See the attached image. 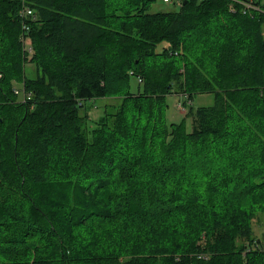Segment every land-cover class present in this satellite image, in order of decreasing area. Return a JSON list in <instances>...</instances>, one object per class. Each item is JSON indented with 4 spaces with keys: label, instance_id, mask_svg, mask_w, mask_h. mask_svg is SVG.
Returning a JSON list of instances; mask_svg holds the SVG:
<instances>
[{
    "label": "trees",
    "instance_id": "1",
    "mask_svg": "<svg viewBox=\"0 0 264 264\" xmlns=\"http://www.w3.org/2000/svg\"><path fill=\"white\" fill-rule=\"evenodd\" d=\"M158 1L0 0V264H264V0Z\"/></svg>",
    "mask_w": 264,
    "mask_h": 264
},
{
    "label": "rangeland",
    "instance_id": "2",
    "mask_svg": "<svg viewBox=\"0 0 264 264\" xmlns=\"http://www.w3.org/2000/svg\"><path fill=\"white\" fill-rule=\"evenodd\" d=\"M176 8L177 5H174L171 2H165V0L164 2L158 1L152 6L153 11L158 9L169 11V10H174ZM161 46H159V49ZM33 66H34L33 64L30 63L27 64L26 71L28 76L34 75ZM134 87L136 89L135 82H134ZM167 101L169 105L167 110L168 121L174 123H180L184 119V117L188 115V109L190 104L188 106L184 104V106L182 107L184 98L175 94L168 96ZM104 102L105 101L103 100L97 101L96 107H93V109L90 110V116L92 119H97L98 116L101 114L102 106ZM213 104H214V94L211 92L197 93L194 95L192 101V105L194 106V108L212 106ZM187 123H188V129L190 130L191 120L188 119ZM254 229L257 236L259 237H261L262 233H264V226L262 224L259 225L258 223H254Z\"/></svg>",
    "mask_w": 264,
    "mask_h": 264
},
{
    "label": "built area",
    "instance_id": "3",
    "mask_svg": "<svg viewBox=\"0 0 264 264\" xmlns=\"http://www.w3.org/2000/svg\"><path fill=\"white\" fill-rule=\"evenodd\" d=\"M173 1H174V0H165V2H171V3H173ZM245 10H246V8H245ZM245 10H244V11H245ZM21 15H22V17H30V16L33 15V11H32L29 7H25V8L22 10ZM28 28H29V27H28L26 24L23 26V29H24L25 32L28 30ZM23 39H24V37H23ZM27 49H28L29 51H31V48H30L28 45H27ZM14 92H15L17 95H21V96L23 97L24 100H25V99H30V97H31V94H30V93H24L23 91L19 90L18 88H16V89L14 90ZM182 107H183V106H182Z\"/></svg>",
    "mask_w": 264,
    "mask_h": 264
},
{
    "label": "bare ground",
    "instance_id": "4",
    "mask_svg": "<svg viewBox=\"0 0 264 264\" xmlns=\"http://www.w3.org/2000/svg\"><path fill=\"white\" fill-rule=\"evenodd\" d=\"M242 5L244 4V2L241 3ZM246 7V9H249L251 8V5L247 4V5H244L243 8ZM245 9V8H244Z\"/></svg>",
    "mask_w": 264,
    "mask_h": 264
}]
</instances>
